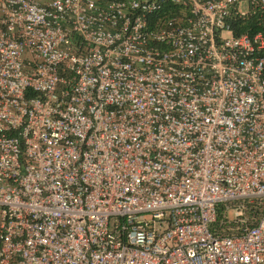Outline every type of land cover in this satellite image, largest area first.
<instances>
[{"label": "built area", "instance_id": "1", "mask_svg": "<svg viewBox=\"0 0 264 264\" xmlns=\"http://www.w3.org/2000/svg\"><path fill=\"white\" fill-rule=\"evenodd\" d=\"M0 264H264V0H0Z\"/></svg>", "mask_w": 264, "mask_h": 264}]
</instances>
